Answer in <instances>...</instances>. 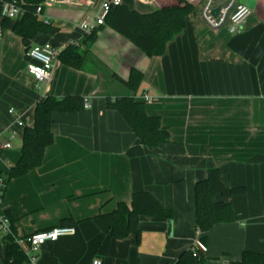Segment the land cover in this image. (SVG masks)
Wrapping results in <instances>:
<instances>
[{
    "label": "crops",
    "instance_id": "obj_1",
    "mask_svg": "<svg viewBox=\"0 0 264 264\" xmlns=\"http://www.w3.org/2000/svg\"><path fill=\"white\" fill-rule=\"evenodd\" d=\"M71 1L36 13L50 28L30 45L49 41L59 53L75 44L84 52L83 64L74 68L56 57L49 80L38 89L27 71L31 60L13 32L15 20L0 18V132L16 133L12 148L0 154L2 176L20 156L23 131L33 126L40 98L81 96L89 104L56 113L53 143L41 165L6 185L3 206L18 236L60 226L62 219H69L63 227L74 229L40 246L34 264H90L95 257L102 264H176L201 236L194 186L215 167L224 185L245 191L213 196L229 203L235 217L205 234L206 264L239 261L244 250L264 256V0H242L251 13L238 35L211 30L190 13L158 56L147 55L107 24L96 28L90 42L78 25L94 16L97 0ZM122 4L146 14L179 3ZM131 69L141 73L134 95L168 129L169 143L143 145L107 107V96L132 94L124 83ZM143 94L151 100L145 102ZM137 191L152 194L173 218L141 216L139 238L131 233L116 239L100 216L118 202L129 204Z\"/></svg>",
    "mask_w": 264,
    "mask_h": 264
},
{
    "label": "trees",
    "instance_id": "obj_2",
    "mask_svg": "<svg viewBox=\"0 0 264 264\" xmlns=\"http://www.w3.org/2000/svg\"><path fill=\"white\" fill-rule=\"evenodd\" d=\"M8 1H15L23 10V15L14 21L13 32L21 38L25 48L30 46L31 39L35 35L49 31L50 26L39 20L36 14L37 6L44 0ZM178 3L173 6L160 7L146 14L121 4L109 10L103 25L110 26L147 55H162L167 42L182 31L186 17L195 10L182 0H178ZM3 20L9 21L10 19L4 18ZM95 31L96 29L86 34L90 42L94 40ZM57 57L64 64L79 68L84 61V52L79 51L75 44L70 43L58 53ZM140 79L141 73L136 69H131L129 78L124 83L132 94L107 96L106 105L124 118L143 145L152 148L169 143L168 129L161 125L158 116L147 114L144 102L134 95ZM83 102L84 98L81 96L62 98L45 96L36 102L33 126L26 127L23 131L20 156L7 173L6 183L41 165L45 149L53 143L54 115L60 112H77L83 108ZM244 191L243 186L227 187L224 185L217 167L210 168L207 177L195 183L196 226L201 233L200 240L205 242V234L215 224L232 221L235 217L229 203L216 201L213 196L215 194L235 196ZM5 213L9 217L12 230V234L0 236L1 252L5 258V264H27V256L14 241L16 231L12 219L8 212L5 211ZM147 215L160 217L167 221L173 218V212L164 208L152 194L146 191L133 192L129 204L118 202L114 210L100 217L107 224L114 238L124 239L131 233L139 238V218ZM68 220L62 219L60 226L68 225ZM176 264H206V256L202 253L194 256L189 247L180 253ZM229 264H264V256L244 250L239 261Z\"/></svg>",
    "mask_w": 264,
    "mask_h": 264
},
{
    "label": "built area",
    "instance_id": "obj_3",
    "mask_svg": "<svg viewBox=\"0 0 264 264\" xmlns=\"http://www.w3.org/2000/svg\"><path fill=\"white\" fill-rule=\"evenodd\" d=\"M146 5H155L157 0H138ZM183 2L191 5L197 10L199 18L204 24L211 30L224 29L230 35H238L241 33L242 24L245 19L250 15L251 9L242 0H182ZM74 3L71 0H44L37 6L36 13H40L45 6H53L59 3ZM122 4V0H97V10L93 17L86 16L82 19L78 25L79 29L84 34H90L98 26L103 25L105 16L112 7ZM218 9L214 14V10ZM23 15L22 8L15 1L0 0V18H8L10 20H16ZM2 35V26L0 23V36ZM58 55V51L49 42L34 43L29 46L27 56L30 58V62L27 64V71L33 77L34 87L39 88L41 84L46 83L52 73L53 63ZM145 102H149L151 97L143 94L142 96ZM83 107H89L86 100L83 102ZM9 114H13L14 110L10 108ZM16 123L22 126V122L18 119ZM16 133L13 129H9L6 132H0V154L9 150L13 146V140ZM6 178L0 174V236L6 234H12L10 220L5 213L4 191L6 188ZM74 229L71 227L57 226L49 230L35 232L27 236H14L15 243L27 256L28 263L34 264L36 261V255L40 248L45 243L55 242L62 236L72 235ZM193 255L197 253L206 254V244L196 238L190 245ZM90 264H102L101 260L97 257L93 258Z\"/></svg>",
    "mask_w": 264,
    "mask_h": 264
},
{
    "label": "water",
    "instance_id": "obj_4",
    "mask_svg": "<svg viewBox=\"0 0 264 264\" xmlns=\"http://www.w3.org/2000/svg\"><path fill=\"white\" fill-rule=\"evenodd\" d=\"M217 11H218V9H215L213 13L216 14ZM28 49H29V46L27 48H25V53H27ZM169 222H171V221H169ZM0 262H1V264H5V258L3 257V254L1 252V244H0Z\"/></svg>",
    "mask_w": 264,
    "mask_h": 264
},
{
    "label": "rangeland",
    "instance_id": "obj_5",
    "mask_svg": "<svg viewBox=\"0 0 264 264\" xmlns=\"http://www.w3.org/2000/svg\"><path fill=\"white\" fill-rule=\"evenodd\" d=\"M129 3H130V5H132L131 3H133V2L129 1ZM194 13H195L196 16H198V13H197V10L196 9H195ZM15 147H16L15 150L18 152L19 151V144L16 143V146Z\"/></svg>",
    "mask_w": 264,
    "mask_h": 264
}]
</instances>
